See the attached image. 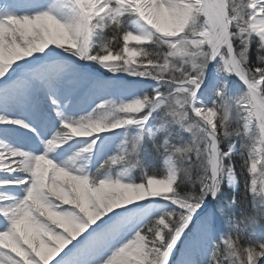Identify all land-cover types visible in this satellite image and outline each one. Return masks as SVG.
<instances>
[{"label":"snow or ice","instance_id":"obj_1","mask_svg":"<svg viewBox=\"0 0 264 264\" xmlns=\"http://www.w3.org/2000/svg\"><path fill=\"white\" fill-rule=\"evenodd\" d=\"M262 222L264 0H0V264H264Z\"/></svg>","mask_w":264,"mask_h":264},{"label":"trees","instance_id":"obj_2","mask_svg":"<svg viewBox=\"0 0 264 264\" xmlns=\"http://www.w3.org/2000/svg\"><path fill=\"white\" fill-rule=\"evenodd\" d=\"M232 196H235V198H236V200L238 202L241 201L242 188L241 189H237L236 191H232L231 189L225 188L223 196H222V200L223 201H227ZM238 207H244V204L243 203H238ZM222 227L224 228V230H227V225L226 224L222 225Z\"/></svg>","mask_w":264,"mask_h":264},{"label":"rangeland","instance_id":"obj_3","mask_svg":"<svg viewBox=\"0 0 264 264\" xmlns=\"http://www.w3.org/2000/svg\"><path fill=\"white\" fill-rule=\"evenodd\" d=\"M160 166H161V169H162V163H161V165H160ZM235 191H236V190H235ZM262 223H264V222H262Z\"/></svg>","mask_w":264,"mask_h":264}]
</instances>
